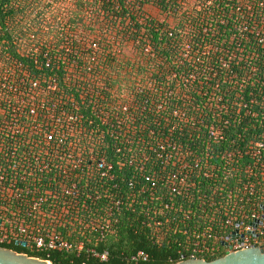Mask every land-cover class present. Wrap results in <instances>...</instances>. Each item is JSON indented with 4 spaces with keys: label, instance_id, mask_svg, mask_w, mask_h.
<instances>
[{
    "label": "trees",
    "instance_id": "trees-1",
    "mask_svg": "<svg viewBox=\"0 0 264 264\" xmlns=\"http://www.w3.org/2000/svg\"><path fill=\"white\" fill-rule=\"evenodd\" d=\"M0 24L10 47L21 28L48 39L40 46L52 58L50 69L42 70L43 55L38 64L24 61L33 78L56 80L54 100L66 111L63 146L75 147L83 159L62 167L72 171V182L52 156L49 173H38L34 163L10 173L18 185L32 186L28 201L34 195L48 201L30 217L25 203L0 209V228L13 230L0 247L52 264H176L191 256L196 234L227 232L221 222L234 216L228 191L245 176L223 157L259 136L256 121L264 120V43L258 36L264 37V0H0ZM65 47L68 52L58 53ZM76 112L81 121L70 119ZM224 120L230 122L217 142L209 127ZM41 154V161L49 157ZM101 160L112 166L111 179L101 177ZM184 164L196 187L188 196L170 194L169 177ZM145 175L159 187L145 183ZM73 184L67 197L63 190ZM218 197L220 205L211 206ZM117 200L120 211L109 216ZM19 225L27 234L61 235L72 249L38 252L17 233ZM140 252L147 259L133 261ZM224 255L222 248L199 257Z\"/></svg>",
    "mask_w": 264,
    "mask_h": 264
},
{
    "label": "built area",
    "instance_id": "built-area-1",
    "mask_svg": "<svg viewBox=\"0 0 264 264\" xmlns=\"http://www.w3.org/2000/svg\"><path fill=\"white\" fill-rule=\"evenodd\" d=\"M41 9L44 10L43 7ZM9 25L12 24H6L9 28L8 32L10 31ZM21 30H19L21 33L12 37L13 47H10L9 41L5 38V29L0 24V209L10 203L18 205L25 203L30 208L27 213V216L30 217L32 212L41 210L48 201V197L34 195L28 201L29 195L33 194L32 186L18 185L17 180H13L10 173H18L22 169L31 170L32 163L37 165L38 173H49L53 167V164L51 165L53 159H50L52 156L56 160L54 167L60 168L63 178L70 181L72 180V171L62 168L65 167L64 163L73 161L77 166H80L83 159L76 156L75 147L63 146L65 133L61 129L65 127L63 122L66 111L61 103L54 100L58 89L56 80H48L45 83V80L33 78V70L24 61V59H28L31 64H38V58L43 55L42 70L50 69L52 58L48 51H43L40 46H44V43L49 45L48 39L46 37L38 38L33 32V28L29 34H27L26 28H21ZM258 36L259 42L263 44L264 37L260 34ZM38 39L42 41L38 42ZM68 51L69 49L65 47L63 53L60 51L58 53L64 55ZM250 100L251 104L259 102L257 98ZM73 104L77 110L78 104ZM244 107H247V104H244ZM70 119L78 122L81 121L82 115L76 112V117L72 115ZM229 122L230 120H224L217 125H211L209 127L210 137L217 138V142L223 140L222 131ZM256 122L261 125L259 136L255 135L247 141L244 149L227 150L223 157L226 165L230 166L232 171H240L245 176V179L236 180L234 186L228 191L230 196L228 205L234 216H226L221 222V226L227 232L220 234L209 230L196 234L195 241L189 247L192 254L184 260L204 259L199 256L219 252L222 248L226 254L227 252L264 246V193L258 200L255 198L262 182L264 188V120ZM53 143L56 144V147L52 146ZM26 145L27 149H22ZM35 148L37 151H34ZM37 152H41V155L49 153V157L41 161ZM165 158V162H168L171 155ZM90 160L97 162L96 158L92 156H90ZM241 162H245L242 168ZM37 163H41V165L38 166ZM97 167L102 170L101 177L111 179V165H107L104 160H101L97 163ZM192 177L193 174L189 171L188 164L175 170L169 177L170 183L166 185L170 194L188 196L189 192L196 187ZM205 177H209V174L206 173ZM20 179L24 182L26 176H21ZM144 181L153 189L159 187L158 181L150 175H145ZM75 190L76 184H73L70 189L64 188L63 193L67 197H71ZM216 199L212 200L211 206L220 205L219 197ZM121 206V200L112 202L108 215L112 216L113 212H119ZM106 228L110 229L109 225ZM17 231L18 234H25L26 239H29L38 252H61L72 249L71 244L64 241L58 234L41 233L39 229L35 234H27V227L22 225L17 226ZM11 234H13V230L7 232L0 228V243H6ZM212 239L215 242H221V247L212 246L209 242ZM81 248L82 245L79 246V249ZM95 255L103 261L107 259V253L101 256L96 253ZM146 259L147 255L143 252L133 257L135 262Z\"/></svg>",
    "mask_w": 264,
    "mask_h": 264
},
{
    "label": "water",
    "instance_id": "water-1",
    "mask_svg": "<svg viewBox=\"0 0 264 264\" xmlns=\"http://www.w3.org/2000/svg\"><path fill=\"white\" fill-rule=\"evenodd\" d=\"M23 243V246H26ZM0 264H52L50 261L30 257L16 251L0 247ZM176 264H264V246L227 252L213 261L205 259H186Z\"/></svg>",
    "mask_w": 264,
    "mask_h": 264
}]
</instances>
